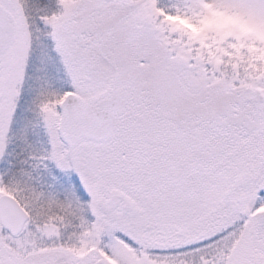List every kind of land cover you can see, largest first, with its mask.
Returning a JSON list of instances; mask_svg holds the SVG:
<instances>
[{"label":"snow or ice","instance_id":"1","mask_svg":"<svg viewBox=\"0 0 264 264\" xmlns=\"http://www.w3.org/2000/svg\"><path fill=\"white\" fill-rule=\"evenodd\" d=\"M0 264H264V0H0Z\"/></svg>","mask_w":264,"mask_h":264}]
</instances>
